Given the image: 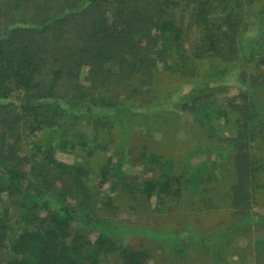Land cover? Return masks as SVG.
<instances>
[{
    "label": "trees",
    "instance_id": "1",
    "mask_svg": "<svg viewBox=\"0 0 264 264\" xmlns=\"http://www.w3.org/2000/svg\"><path fill=\"white\" fill-rule=\"evenodd\" d=\"M172 1L0 0L17 11L0 29V264H151L148 252L126 239L145 234L162 241L172 229L131 228L114 215L140 212L154 197L163 204L167 198L162 196L182 198L202 189L193 181L191 189L184 183L191 168L153 151L148 142L139 153L142 179L117 171L120 160L113 164L114 157L134 161L129 145L135 129L163 131L168 120L159 108L165 103L185 108L188 100L212 99L232 87L245 91V100L226 104L223 114L233 117L239 134L245 123L264 117V48L259 43L264 0H192L182 22L186 11L173 16ZM25 5L36 10L33 18L25 17ZM250 9L261 16L251 19ZM193 26L195 36L189 39ZM210 60L228 65L215 74L204 72ZM162 73L180 79L168 98ZM156 115L162 116L157 123ZM91 121L96 124L93 139L84 135L76 143L79 124ZM46 133L51 144L45 143ZM260 139L264 142V131ZM160 143L171 148L175 140L164 134ZM235 143L199 142L184 159L200 148L226 159ZM111 145L114 155L97 162ZM67 147L89 164L60 160L58 153L68 154ZM242 148L241 153L247 151ZM259 164L256 158L244 164L252 175L241 176L232 200L243 194L247 204ZM92 170L98 172L94 185L84 179ZM106 185L112 197L101 194ZM111 205L112 218L106 212ZM247 219L264 224L262 218ZM194 226L187 225L176 241L197 239L216 255L217 244L190 232Z\"/></svg>",
    "mask_w": 264,
    "mask_h": 264
},
{
    "label": "rangeland",
    "instance_id": "2",
    "mask_svg": "<svg viewBox=\"0 0 264 264\" xmlns=\"http://www.w3.org/2000/svg\"><path fill=\"white\" fill-rule=\"evenodd\" d=\"M180 1H182L181 5H179ZM172 2L175 6L174 11L171 8L172 15L178 18L177 12L182 14V10H185L187 16L180 22L186 21V17L189 15L187 7L193 1L173 0ZM2 4L0 3V16H2L0 29H3L4 24L10 18L17 15V11L13 10L10 5ZM196 5L200 4L196 3ZM35 11L29 9L27 5L23 7L26 18H33L36 15ZM104 11L107 12V10ZM262 13L264 14V11ZM248 15L251 16V19L257 20L261 16V11L256 13L250 9ZM187 23L188 20L185 25ZM195 31L193 26L187 35L189 39L194 38ZM259 43L264 48V37L260 38ZM168 62L170 63V60ZM225 65L228 64L220 60H210L204 62V72L211 71L212 74H215V71L219 72V68ZM162 66L163 63H160V68ZM87 72V69L82 72L83 81L86 80ZM160 82L163 95L168 98L179 85L180 79L168 73H162ZM244 92L235 87L228 88L212 99H207L206 95L203 96L204 99L198 97L200 99L196 103L203 101L196 107L195 99L188 100L184 105L186 109L183 106L176 107L173 103H165L163 107L159 108L164 112V118L166 117L168 120L165 128L162 129L163 131L155 132L152 130L141 133L139 128L142 126L137 127L132 143L129 145L134 150V161H132V157H128V160H123L121 157L120 159L118 157L113 158V164L120 160V164H117V171L120 169L127 179L134 180L133 178H137L139 181L143 178L144 172L141 159H139L140 147L148 142L153 151L176 157L179 159L178 162L181 167L191 168L190 174L184 179V183L186 182L189 189L192 187V181L193 184L201 185L202 192L198 194L192 192L183 195L182 198L172 199L162 196L163 199L167 198L163 204L157 202V198L154 197L142 207L140 212L118 210L119 213L115 214V205L106 208L110 218L115 214L113 218L116 222L124 224L122 221H125L126 224L124 225H129L128 227L131 228L148 225L150 231L156 233H161L163 229H172V232L166 235L167 238L162 241L147 237L145 234L133 235L126 239L135 249L147 251L150 255L151 264H264V224H258L255 221L250 222L247 219L248 215L252 218L264 219V142L260 139L264 131V117L245 123L243 132L239 134L233 117L228 115L227 121L223 114L224 110L226 111V104L244 103ZM155 118L157 123L162 116L156 115ZM192 123L194 124L193 128L187 127ZM107 127L109 132V126ZM78 128L79 139L76 143L84 135L93 139L96 128L93 121L80 123ZM166 130L168 133H165ZM111 132L114 133V130ZM164 134L173 136L175 140L173 147L170 148L166 145L162 147L160 142ZM45 138V143L51 144L50 134L46 133ZM231 139L236 141L233 148H237H232L231 155L227 156L226 159H222L223 156L220 157L219 154L210 155L202 148L198 149L189 161L184 159L187 150L195 148L199 142L221 147L227 146L226 143ZM74 142L72 140V143ZM66 146L73 145L67 144ZM241 148L247 151L241 153ZM67 151L70 152L68 154L58 153V158L67 163L89 164L83 158H79L78 151L69 150V147H67ZM239 151L240 156H236ZM114 152V145H111L107 149L101 150L100 156L96 157L95 160L104 162L106 161L104 158L112 157ZM244 153L246 157L248 156L246 161V157L242 158ZM253 158H256L260 164L256 173L253 172L254 179L250 180V197L247 204L243 194L238 196L237 201L232 200V189L240 181L241 176L244 174V176L252 175V173L244 170V164ZM97 177L98 172L92 170L91 174L86 175L84 179L94 185ZM102 190L104 191H100L101 194H106L111 191V188L106 185ZM110 195L112 197L114 194L111 193ZM177 201L179 203H176ZM189 224L195 225L190 232L208 235L210 240L217 244L216 250L218 249V252L216 251V255L211 256L212 250L209 245L197 239L193 241L183 239L180 243L176 241L177 235L187 231L185 227ZM230 227L232 230L227 232ZM172 234L173 236H171Z\"/></svg>",
    "mask_w": 264,
    "mask_h": 264
},
{
    "label": "crops",
    "instance_id": "3",
    "mask_svg": "<svg viewBox=\"0 0 264 264\" xmlns=\"http://www.w3.org/2000/svg\"><path fill=\"white\" fill-rule=\"evenodd\" d=\"M232 230V229H231ZM230 232V231H229ZM214 249H216V247L214 248ZM219 263V262H218ZM220 264H228V263H220Z\"/></svg>",
    "mask_w": 264,
    "mask_h": 264
}]
</instances>
